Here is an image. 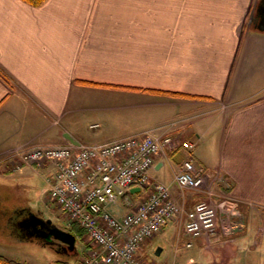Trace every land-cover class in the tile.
<instances>
[{"label":"crops","instance_id":"1","mask_svg":"<svg viewBox=\"0 0 264 264\" xmlns=\"http://www.w3.org/2000/svg\"><path fill=\"white\" fill-rule=\"evenodd\" d=\"M258 1L46 0L35 8L0 0V192L4 186L18 190L23 179L42 171L48 186L52 180L48 163L14 169L7 159L19 149L68 139L103 144L182 119L169 150L155 157L151 181L168 185L173 198L191 209L199 196L182 197L172 174L192 158L205 184L227 195L237 213L264 208V33L249 23ZM185 142L193 144L192 152L181 146ZM164 167L172 176L166 181ZM5 195L0 193V256L39 264L9 252L8 236L47 245L22 240L27 209ZM144 195L130 191L129 200L136 204ZM127 211L121 203L114 210ZM180 224L171 221L157 235L171 246L179 241L170 264H204L210 245L188 238ZM220 227V238L234 232ZM150 241L139 248L140 257ZM188 242L191 248L184 247ZM87 243L82 240L73 264L87 256ZM250 248L260 250L264 261V237Z\"/></svg>","mask_w":264,"mask_h":264},{"label":"built area","instance_id":"2","mask_svg":"<svg viewBox=\"0 0 264 264\" xmlns=\"http://www.w3.org/2000/svg\"><path fill=\"white\" fill-rule=\"evenodd\" d=\"M184 120L146 129L103 144L33 146L19 149L7 161L19 165L48 163L54 168L49 180V200L75 223L90 244V251L80 264H147L139 248L158 235L171 221H180L190 239L212 242L217 234L220 208L215 198H225L205 184L202 170L189 158L173 171V183L182 197L186 192L199 198L191 209L175 200L170 187L151 181L150 171L157 155L172 144L171 133ZM98 125H92L95 129ZM181 146L188 151L193 144ZM145 194L136 204L129 200L131 189ZM126 213L117 214L119 204ZM191 242L185 244L190 248ZM176 239L172 250L178 252Z\"/></svg>","mask_w":264,"mask_h":264},{"label":"rangeland","instance_id":"3","mask_svg":"<svg viewBox=\"0 0 264 264\" xmlns=\"http://www.w3.org/2000/svg\"><path fill=\"white\" fill-rule=\"evenodd\" d=\"M87 136L88 138L93 137L90 136L89 132ZM160 175L162 180L164 179L165 181L172 177L171 172L167 167L162 169ZM15 177L16 176H13L12 178L15 179ZM46 178L47 174L42 171L40 174L32 175L23 179L26 182V186H19L18 190H16V188L11 190L8 186H4L2 187V191L0 193L6 194L5 196H11L13 205L15 204L21 206L22 209L28 208L34 213H41L43 214L44 219H49L52 223L58 225L62 229H65L64 226L68 227L70 223L67 221V218H65L59 208L49 200V186ZM224 200L227 203L223 204L220 208L218 224L219 227L221 223V227H226L228 231L234 232L225 237L220 238L218 234L217 238L214 237L217 242L209 243L208 245H210V247L205 249V256L203 257L204 264H227L228 262H234L235 264H264V261H261L262 255L260 250L250 248V246L253 247L254 243H259L264 237V208H261L260 206H255L253 208L247 207V210L244 211V213H237L235 211L237 209L236 206L233 209V205H230V203L233 202L230 198H215L217 204ZM220 218L222 221H220ZM248 232H251L252 238L247 240L246 238L248 236ZM11 237L12 236H8L7 238L5 237L4 240L6 242H10L12 245V247H9V252H11V256L13 257L20 259L21 256L30 255L34 260L39 262V264H52L51 260L64 261L62 257H56L49 248H43L27 241H14ZM150 240V246H148L147 250L142 255L147 264H165L166 261L170 264L171 260L173 261V250L170 245V239L161 238L159 236L157 237L156 235ZM83 241L88 246L86 238H84ZM81 245L82 241L77 239L76 248L78 250V258L81 252ZM238 247L240 248L238 249ZM157 248L162 249L159 256L155 255ZM82 250H86L85 246H83ZM195 250V248L184 250L183 253H181L182 257H180L178 261L181 258H185V254H192ZM70 261L72 264L74 263V260ZM178 261L176 263H178Z\"/></svg>","mask_w":264,"mask_h":264},{"label":"water","instance_id":"4","mask_svg":"<svg viewBox=\"0 0 264 264\" xmlns=\"http://www.w3.org/2000/svg\"><path fill=\"white\" fill-rule=\"evenodd\" d=\"M249 23L254 25V28L258 30L260 33H264V0H259L257 5L255 6V14L250 18ZM68 141L75 145L71 139ZM139 189H132L131 192L138 191ZM27 216L21 223L22 239L25 237L23 234L27 231H31L28 237L38 238L39 231L41 232V238L44 244L47 245L46 248H51L50 245H55L59 248V250H52V253L59 258H63L64 261L59 260L61 262H68V258L74 260V258H78V250L76 248V238L70 232L65 231L53 224L51 220H43L41 217L31 213V211L27 208L26 210ZM39 230V231H38ZM37 234V235H36ZM162 249L157 248L155 255L159 256ZM71 254V255H69ZM74 256V257H73Z\"/></svg>","mask_w":264,"mask_h":264},{"label":"trees","instance_id":"5","mask_svg":"<svg viewBox=\"0 0 264 264\" xmlns=\"http://www.w3.org/2000/svg\"><path fill=\"white\" fill-rule=\"evenodd\" d=\"M22 1L32 7L37 8V7H40L42 4H44L46 0H22ZM171 95L172 96H182V95H176V94H171ZM64 228H65L64 230L74 235L76 239H79L82 241L84 240V238H86L84 231L81 230L75 223H70L68 227L64 226ZM0 264H20V263L17 261L7 260L0 256ZM60 264H72V262H61Z\"/></svg>","mask_w":264,"mask_h":264},{"label":"flooded vegetation","instance_id":"6","mask_svg":"<svg viewBox=\"0 0 264 264\" xmlns=\"http://www.w3.org/2000/svg\"><path fill=\"white\" fill-rule=\"evenodd\" d=\"M38 231H39V230H38ZM30 233H32V232H31V231H27V232H26V234H28V235H29ZM40 233H41V232L39 231V234H38V236H37V237H38L37 239H40V238H41V234H40ZM23 235L26 236L25 234H23ZM36 235H37V234H36ZM29 238H30V237H29ZM33 238H34V237L31 236L30 239L33 240ZM41 240H42V239H41ZM52 246H55V245H52Z\"/></svg>","mask_w":264,"mask_h":264}]
</instances>
